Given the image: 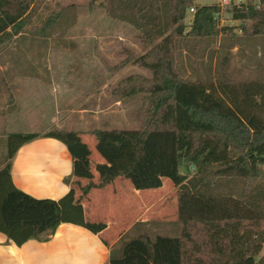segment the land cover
Masks as SVG:
<instances>
[{
  "label": "trees",
  "instance_id": "obj_1",
  "mask_svg": "<svg viewBox=\"0 0 264 264\" xmlns=\"http://www.w3.org/2000/svg\"><path fill=\"white\" fill-rule=\"evenodd\" d=\"M118 1L127 12L126 21L143 33L145 41L154 43L138 59L157 81L148 88L155 97L149 117L135 131L93 132L95 152L104 160L94 170L92 152L82 134L46 133L44 137L65 145L72 158L74 180L59 200L36 199L14 187L10 161L21 146L39 135H8L6 164L0 170V233L19 247L31 238L48 241L66 223L99 235L106 223L89 219L82 206L90 192L112 186L118 179L129 182L135 191H154L166 179L177 187L178 234L150 237L141 231L128 240L125 233L120 234L109 264H264L260 255L264 246V80L236 82L223 75L216 83H204L179 77L172 56L174 41L219 35L216 5L198 7L191 0ZM24 5L25 0H0V43L23 30ZM193 6L190 30L185 33L182 23ZM227 13L241 23V32L264 35V0ZM190 165L197 173L188 180L181 167ZM82 179L86 180L83 185ZM221 182L229 192L218 191ZM232 183L241 185L236 195L228 187ZM118 213L112 212L111 218L120 219L124 227V214ZM134 226L146 227L139 221Z\"/></svg>",
  "mask_w": 264,
  "mask_h": 264
},
{
  "label": "rangeland",
  "instance_id": "obj_2",
  "mask_svg": "<svg viewBox=\"0 0 264 264\" xmlns=\"http://www.w3.org/2000/svg\"><path fill=\"white\" fill-rule=\"evenodd\" d=\"M218 1L194 0V6H213ZM119 6L118 0H25L23 30L16 38L0 43V67L8 71L10 91L18 88L22 76L29 83L26 97H31L27 99V111L41 109L49 121L50 99L45 90L34 87L37 83L54 84L56 92L52 95L58 99L59 122L55 127L37 125L38 119L33 117L26 127L17 124L10 130L31 131L41 137L52 131L82 134L83 142L92 152V170L104 162L95 152L92 133L113 129L135 131L149 117L147 112H151L155 98L148 88L157 81L138 61L154 43L145 41L143 33L126 21L127 12ZM192 16L187 10L182 23L185 33L190 30ZM215 23L219 35L174 41L172 56L179 77L204 83H216L223 75L236 82L264 80V35L241 32V23L232 21L223 11ZM36 79L39 81L34 83ZM16 96L11 94V99ZM6 142L0 137L4 150L0 152V170L6 164ZM181 172L190 180L197 170L190 165L182 166ZM93 173L96 180L98 174ZM80 182L83 185L86 180ZM219 185V192H229L225 182ZM161 186L154 191H140L136 197L146 207L136 211L131 201L124 200L129 199L133 187L122 181L123 196L114 193L113 201L118 205L123 200L129 207L124 211L125 226L116 235L125 233L128 240L141 231L150 237L178 234L177 187L166 179ZM228 187L236 195L241 185L232 183ZM80 193L77 188L76 196ZM137 221L146 227L134 226ZM260 255L264 256V246Z\"/></svg>",
  "mask_w": 264,
  "mask_h": 264
},
{
  "label": "crops",
  "instance_id": "obj_3",
  "mask_svg": "<svg viewBox=\"0 0 264 264\" xmlns=\"http://www.w3.org/2000/svg\"><path fill=\"white\" fill-rule=\"evenodd\" d=\"M252 2L255 3L253 0ZM259 55L262 53L259 52ZM4 69L0 67V137L4 142H6L5 138L12 133L35 134L31 131L10 130L12 125L17 124L26 127L29 118L38 119L37 125L46 124L55 127L59 122V112L58 99L52 95L56 92L54 84H39L36 82L38 79L33 81L37 83L34 87L41 91L45 90L50 99L51 113L49 121H46L47 117L41 109H35L34 112L26 110L27 99L31 97H26L27 92H30L27 90L29 83L26 84L22 76L18 88L10 91L9 74ZM49 72H51L50 69ZM11 94H17L15 99L14 97L13 100L11 99ZM41 118L43 121L39 120ZM4 148L6 152V147ZM2 151L4 150L0 145V152ZM14 154L10 161V176L16 189L33 198L46 200H59L70 191L69 182L74 180L72 158L66 146L59 141L39 135V138L21 146ZM123 191L122 180L118 179L112 186L93 190L82 202L89 219L102 220L106 223L107 227L99 235L66 223L57 227L48 241L41 242L31 238L19 247L0 233V264H109L111 253L117 249L118 235L123 230L119 223L120 219L111 218L112 212L124 214L129 207L128 204L123 203V200L118 205L114 204V193H117L119 197L123 196ZM138 193L141 192L133 188L129 199H124L131 201L137 207L136 211L144 210L146 207L143 201L136 197Z\"/></svg>",
  "mask_w": 264,
  "mask_h": 264
},
{
  "label": "built area",
  "instance_id": "obj_4",
  "mask_svg": "<svg viewBox=\"0 0 264 264\" xmlns=\"http://www.w3.org/2000/svg\"><path fill=\"white\" fill-rule=\"evenodd\" d=\"M194 4V0H191ZM255 1L252 2V0H219L216 5V7L219 9V12L214 16V19L216 21L218 15H220L223 12H228L234 8H237L241 5H246L248 3H251V4H254V5H257V3L260 1V0H253ZM190 13L194 14L195 13V7H191L189 10H188Z\"/></svg>",
  "mask_w": 264,
  "mask_h": 264
}]
</instances>
